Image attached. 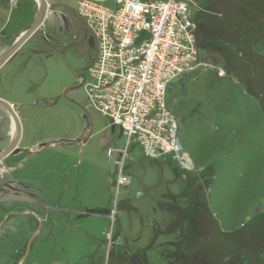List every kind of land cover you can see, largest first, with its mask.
Wrapping results in <instances>:
<instances>
[{"label": "rangeland", "instance_id": "1", "mask_svg": "<svg viewBox=\"0 0 264 264\" xmlns=\"http://www.w3.org/2000/svg\"><path fill=\"white\" fill-rule=\"evenodd\" d=\"M85 1L47 3L83 23ZM181 1L199 54L166 98L178 157L146 158L94 109L91 72L75 70L93 67L97 45L66 8L0 67V99L23 127L0 163V264H264V0ZM39 4L0 0V56ZM14 126L0 108V153Z\"/></svg>", "mask_w": 264, "mask_h": 264}, {"label": "built area", "instance_id": "2", "mask_svg": "<svg viewBox=\"0 0 264 264\" xmlns=\"http://www.w3.org/2000/svg\"><path fill=\"white\" fill-rule=\"evenodd\" d=\"M111 1L114 7L98 0L80 7L97 45L87 94L96 111L123 129L128 147L136 143L150 160L177 156L179 123L166 98L170 85L196 68L199 49L189 6L181 0ZM120 156L125 160L126 151ZM128 183L121 170L118 185Z\"/></svg>", "mask_w": 264, "mask_h": 264}, {"label": "water", "instance_id": "3", "mask_svg": "<svg viewBox=\"0 0 264 264\" xmlns=\"http://www.w3.org/2000/svg\"><path fill=\"white\" fill-rule=\"evenodd\" d=\"M98 1H109V0H98ZM40 2L41 4L39 5V12H38V15L35 21L29 26V28L25 32L22 33V35L13 44L11 49L0 56V67L3 66L8 61H10L17 54V52L23 47V45L35 34V32L39 30V28L43 24V21L47 15L49 8H55V7L66 8L68 12L73 16V18L83 28L87 30L90 29L87 25L79 21L74 10L71 7L65 4H59V3L50 5L47 3V0H40ZM82 86L83 84H81L79 87L81 88ZM0 108L3 109L8 114V116L15 122L17 126V136L13 138L10 145L0 153V163H1L7 157L13 156L18 153V146L22 138L23 127H22L21 120L19 119L12 105H10L8 102H6L3 99H0Z\"/></svg>", "mask_w": 264, "mask_h": 264}, {"label": "flooded vegetation", "instance_id": "4", "mask_svg": "<svg viewBox=\"0 0 264 264\" xmlns=\"http://www.w3.org/2000/svg\"><path fill=\"white\" fill-rule=\"evenodd\" d=\"M75 14H76V13H75ZM76 15H77V14H76ZM84 30H85V28H84ZM86 30H87V29H86ZM87 31H89V33L92 34V32L90 31V29L87 30ZM94 40H95V39H94ZM95 44H96V41H95ZM92 65H93V64H92ZM90 66H91V65H90ZM90 66H89V65H88V66H82V67L78 68L77 70H75L76 75H78L79 78H82L83 82L86 81L87 73H89L90 70H91V67H90Z\"/></svg>", "mask_w": 264, "mask_h": 264}, {"label": "trees", "instance_id": "5", "mask_svg": "<svg viewBox=\"0 0 264 264\" xmlns=\"http://www.w3.org/2000/svg\"><path fill=\"white\" fill-rule=\"evenodd\" d=\"M198 39H199V36H198ZM200 40H201V44L204 45V42H205V41L203 40V38H200L199 41H200ZM215 44H216V43H215ZM221 45L224 47V46H227V43H225V44L221 43ZM197 46H198V44H197ZM198 48H199V46H198Z\"/></svg>", "mask_w": 264, "mask_h": 264}, {"label": "bare ground", "instance_id": "6", "mask_svg": "<svg viewBox=\"0 0 264 264\" xmlns=\"http://www.w3.org/2000/svg\"><path fill=\"white\" fill-rule=\"evenodd\" d=\"M38 1L40 2V0H38ZM40 3H41V2H40ZM39 5H40V4H39ZM11 120H12V119H11ZM12 121H13V120H12ZM13 122H14V121H13ZM14 124H15V122H14ZM14 127H15V133H14L15 135H14V138H15V137L17 136V126H16V124H15Z\"/></svg>", "mask_w": 264, "mask_h": 264}, {"label": "crops", "instance_id": "7", "mask_svg": "<svg viewBox=\"0 0 264 264\" xmlns=\"http://www.w3.org/2000/svg\"><path fill=\"white\" fill-rule=\"evenodd\" d=\"M58 4V3H57ZM60 4V3H59ZM61 4H63V3H61ZM74 12H75V10H74Z\"/></svg>", "mask_w": 264, "mask_h": 264}]
</instances>
